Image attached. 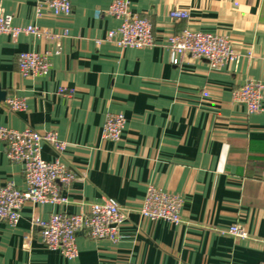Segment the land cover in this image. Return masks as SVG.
Wrapping results in <instances>:
<instances>
[{
    "label": "crops",
    "instance_id": "0c3cea01",
    "mask_svg": "<svg viewBox=\"0 0 264 264\" xmlns=\"http://www.w3.org/2000/svg\"><path fill=\"white\" fill-rule=\"evenodd\" d=\"M68 14L35 15L36 0H0V15L15 26L34 24L54 39L0 33V126L54 131L62 157L77 174L59 188L61 203L26 202L16 223L0 221V264H259L264 260V98L248 113L233 99L245 80L264 84V0H128L153 28L149 47L104 40L117 20L112 0H69ZM172 9L186 19L169 16ZM98 12V14H97ZM184 27L225 36L237 57L214 69L186 54L170 62L166 37ZM20 51L47 52L46 74L24 76ZM66 88V91H60ZM21 98L11 111L3 101ZM121 112L117 140L102 137L106 114ZM41 156L55 157L42 145ZM24 188L21 164L0 140V184ZM148 185L181 197L180 221L143 218ZM113 198L125 209L121 238L76 234L77 257L65 259L40 241L37 220L51 213L85 212ZM241 224L246 238L223 232Z\"/></svg>",
    "mask_w": 264,
    "mask_h": 264
},
{
    "label": "built area",
    "instance_id": "2783aa9c",
    "mask_svg": "<svg viewBox=\"0 0 264 264\" xmlns=\"http://www.w3.org/2000/svg\"><path fill=\"white\" fill-rule=\"evenodd\" d=\"M45 11L54 15L68 14L71 11L70 1L36 0L35 15L40 16ZM106 11L117 20V23L107 30L104 40L118 47L142 48L154 44L150 20L132 13L128 0H112ZM169 16L174 19H186L188 12L183 9H172ZM0 33L10 34L12 37L19 34L44 36L54 39L57 45L60 38L59 34H49L34 24L15 26L10 14L0 15ZM165 42L172 64L180 63L182 58L189 54L195 58L205 59L211 68L219 69L237 57L225 36L189 27L169 34ZM17 66L24 76L46 74L49 69L47 52L20 51L17 55ZM60 91H66V88H61ZM262 98L264 84L252 79L245 80L233 91V99L243 104L248 113L262 110ZM3 103L11 111L25 107L24 100L15 96L6 98ZM125 123L126 119L121 112L106 114L102 137L117 140ZM0 140L6 145L7 158L21 164L25 184L24 188L17 187L13 182L0 184V221L16 223L19 211L26 202L54 204L65 201V197L60 195L59 188L66 187L76 180L77 174L63 159L62 152L66 143L56 132L39 131L31 126L22 129L0 126ZM42 145H47L53 150L55 153L53 159L46 160L41 156ZM181 202L178 194L148 185L138 212L143 218L163 219L176 224L180 221ZM125 218V209L113 198L105 197L100 202H92L85 212L58 211L35 223L44 246L49 250L58 251L65 259L72 260L77 257L78 231L93 239L106 238L117 241L121 238L119 227ZM222 231L236 238L247 237L244 227L238 223H233ZM259 264H264V260Z\"/></svg>",
    "mask_w": 264,
    "mask_h": 264
},
{
    "label": "water",
    "instance_id": "95a60500",
    "mask_svg": "<svg viewBox=\"0 0 264 264\" xmlns=\"http://www.w3.org/2000/svg\"><path fill=\"white\" fill-rule=\"evenodd\" d=\"M5 96H6V92H5V90H2V89L0 88V100L4 99Z\"/></svg>",
    "mask_w": 264,
    "mask_h": 264
}]
</instances>
